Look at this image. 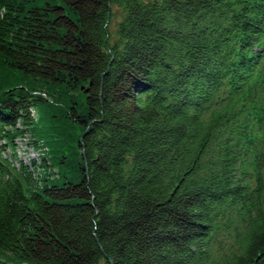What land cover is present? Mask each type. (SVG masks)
I'll use <instances>...</instances> for the list:
<instances>
[{"label":"trees","instance_id":"obj_1","mask_svg":"<svg viewBox=\"0 0 264 264\" xmlns=\"http://www.w3.org/2000/svg\"><path fill=\"white\" fill-rule=\"evenodd\" d=\"M0 141V264H264V0H0Z\"/></svg>","mask_w":264,"mask_h":264},{"label":"rangeland","instance_id":"obj_2","mask_svg":"<svg viewBox=\"0 0 264 264\" xmlns=\"http://www.w3.org/2000/svg\"><path fill=\"white\" fill-rule=\"evenodd\" d=\"M112 10H113V12L115 14V16H114L115 19H118L119 18L118 17V13H119L118 8L116 6H113ZM113 23H114V21H113ZM31 141H32V139L28 136V132H26L23 135L17 136L15 138V149L14 150L18 153L19 159L21 158L24 161L28 162L32 156H34L36 159L39 158V155H40L39 148L38 149L34 148ZM0 143H2V142L0 141ZM30 151H33L34 154H32ZM2 156L5 159H7L8 161H10V158L11 159L13 158L12 157V149H11V147H7L3 151ZM12 161H13V164L15 166H17L18 162L16 161V159H12ZM58 169H60V170H59V172L57 174ZM48 172L51 175V179H55V180H57V177H58L59 174H62V176L64 174H66L68 177L70 176V174L68 172H66L65 170L60 168V166L58 164H56V163H53L52 166H49V167L47 166L46 170L43 171V173H48ZM61 180H63V178Z\"/></svg>","mask_w":264,"mask_h":264},{"label":"bare ground","instance_id":"obj_3","mask_svg":"<svg viewBox=\"0 0 264 264\" xmlns=\"http://www.w3.org/2000/svg\"><path fill=\"white\" fill-rule=\"evenodd\" d=\"M30 152H31L32 154H34L33 151H30ZM33 157H34V156H32L31 158H33ZM31 158H30V159H31Z\"/></svg>","mask_w":264,"mask_h":264}]
</instances>
